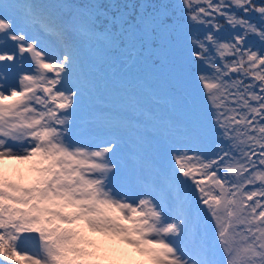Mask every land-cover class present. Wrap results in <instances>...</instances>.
Listing matches in <instances>:
<instances>
[{
    "label": "snow or ice",
    "instance_id": "6c2138e0",
    "mask_svg": "<svg viewBox=\"0 0 264 264\" xmlns=\"http://www.w3.org/2000/svg\"><path fill=\"white\" fill-rule=\"evenodd\" d=\"M0 264H264V0H0Z\"/></svg>",
    "mask_w": 264,
    "mask_h": 264
}]
</instances>
